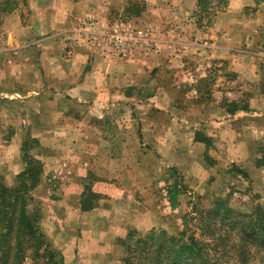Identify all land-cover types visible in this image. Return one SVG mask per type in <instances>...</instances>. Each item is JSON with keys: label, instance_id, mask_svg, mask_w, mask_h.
<instances>
[{"label": "crops", "instance_id": "crops-1", "mask_svg": "<svg viewBox=\"0 0 264 264\" xmlns=\"http://www.w3.org/2000/svg\"><path fill=\"white\" fill-rule=\"evenodd\" d=\"M23 1L27 14L4 16L0 36V180L13 183L25 168L23 142L36 140L43 176L33 197L42 231L66 264L108 261L121 228L155 227L160 206L147 207L142 198L152 197L145 191L158 197L160 186L166 196L160 175L171 168L201 194L228 188L221 170L230 165L249 176H238L237 188H264V166H256L264 149V3L227 0L203 32L198 0ZM132 1L144 6L128 21L143 29L147 22L153 42L116 57L94 36ZM217 61L227 62L242 85L218 99L238 101L248 91V111L228 114L221 104L198 110V80ZM208 149L212 164L204 160ZM50 177L57 178L54 189ZM86 181L101 199L84 211ZM168 189L163 201L174 211L179 204L171 208Z\"/></svg>", "mask_w": 264, "mask_h": 264}, {"label": "trees", "instance_id": "trees-1", "mask_svg": "<svg viewBox=\"0 0 264 264\" xmlns=\"http://www.w3.org/2000/svg\"><path fill=\"white\" fill-rule=\"evenodd\" d=\"M264 3V0H256ZM23 0H0V26L3 17L20 10ZM140 1H132L125 9V17H137L143 9ZM228 6L227 0H198L197 27L207 31L218 12ZM212 13L213 17L208 15ZM22 18H24L22 14ZM207 19L206 23L204 20ZM24 22V21H23ZM3 25V24H2ZM212 73L198 80L196 102L213 100L208 88L215 85L220 76L222 86L237 81V74L229 70L227 62L217 61ZM236 82V87L241 85ZM205 85V88L202 86ZM252 93L244 92L238 101L222 99L221 106L228 114L248 111ZM197 140L211 147V141L200 132ZM39 143L28 138L22 144L24 170L16 175L11 185L0 180V264H66L60 251L47 239L41 228L40 205L33 191L40 185L43 163L39 159ZM256 166H264V149ZM236 169V167H234ZM243 178L247 175L236 169ZM171 172H175L171 168ZM85 186L81 208L84 211L97 206L100 195ZM185 193L178 182L168 189L172 208L178 204L177 197ZM212 194L199 197L183 216V227L176 233L166 229L151 228L145 233L127 227L116 245L122 249L121 264H264V205L251 206L245 196ZM256 198V195H253Z\"/></svg>", "mask_w": 264, "mask_h": 264}, {"label": "rangeland", "instance_id": "rangeland-1", "mask_svg": "<svg viewBox=\"0 0 264 264\" xmlns=\"http://www.w3.org/2000/svg\"><path fill=\"white\" fill-rule=\"evenodd\" d=\"M23 4H24V2H23ZM23 4H22V7H21V10L25 11L26 7ZM26 14H27V12L25 11L23 16H25ZM118 14L119 13H117V15ZM117 15H115V16H117ZM119 15H121L122 17H119L112 24V26L109 27V29L112 28L119 21H126V19H128L127 17H125L124 12H121ZM149 15L150 14L148 12V15L147 16L145 15V17L149 18ZM208 16L209 17H213L212 13L209 14ZM206 21H207V19L204 20L205 23H206ZM215 21L216 20H214L213 22L215 23ZM90 23H92V21ZM214 23L212 24V26L209 29H211L213 27ZM144 25H145V28L149 30L148 23L145 22ZM140 28L143 29V27H140ZM146 29H143V30L146 31ZM209 29H208V31H209ZM2 33H3V25L1 24V26H0V36L2 35ZM101 34L102 33H99L98 36L99 35L101 36ZM151 42H153V38H152V34L149 33L148 37L147 38L145 37V45H142L138 49L139 50H145V48L148 47L149 43L151 45ZM136 48H134V49H136ZM214 81H215V83H214L215 85L210 86V84L208 83V88L212 92L211 96H212L213 100L210 101V102L202 101V102L195 103L197 108H198V110L200 112H204L205 109L208 108V110H209L210 108H213L214 106H217L218 104H220L221 101L218 98L220 97L221 93L235 92V90L237 88L235 86L236 82L229 84V86H227V85L222 86V81H221V77L220 76H217ZM241 86L242 85H240V87ZM244 86H246V85H243V88H245ZM202 87L205 88V85H203ZM173 90H175L176 92L181 91V93L184 94L187 91H189V87H187V86H181V87L175 86V87H173ZM185 108H189V105L186 104ZM204 158H205L204 160L207 162V164H212L214 162V158H213L212 154L210 153L209 149L205 151ZM234 167H236V166L235 165H230L228 168H226L224 170L222 169L223 171L221 170L222 177L225 180L228 179L230 183L232 182L231 184L229 183L228 188L226 187V188L221 190L220 188L217 187L218 189H214V190L209 189L208 191L204 192L203 194L195 192L194 189L190 186V184L188 182H186V179H185V176L183 175V173L180 172V170H178L176 168H175L176 173L175 172L173 173L171 171L169 173L168 171H166V173H164V175H160L161 177L167 179L169 188L172 187L175 182H178L179 185L181 186V189L184 190L185 193L178 195L177 200L179 201V203H178L179 206H177L175 209L173 208L174 209V211H173L172 209H170V205H168L166 201H163V199L167 200V194L166 193H167V188L168 187L165 188L166 189V191H165L166 192L165 193L166 196H164V193H163V190H162L163 186H160L159 195H158V197L156 196L155 198H154L153 194H149L147 191H145V195L152 196L151 198H147V196H145V198L144 197L142 198L143 201H145V206L147 205V207H148V205H149V207H152L153 201H156L157 205L160 206V208H159L160 211H159L158 215H156L154 217V219L156 221L153 222V224H155V227H153V228L166 229L170 233H176V232L180 231L182 229V227H183V216L191 209L193 204L197 202L198 198L199 197L208 198L209 195H212V194H214V195L215 194L216 195L220 194V195H223V196L232 194V196L234 198H239V197L242 196L241 193L244 194L245 192H249L245 196V199H246L247 202L250 203L251 206H254V205L258 204V203L264 205V188L263 187H261V186L257 187L255 185L247 182L248 185L246 187H243L241 189L237 188V184L236 183H237V180L240 179V178H238V176H240L241 178H243V176L240 175L237 171H235L238 168L236 167V169H235ZM240 171L244 172L243 170H240ZM244 173L247 175L246 172H244ZM223 174H224V176H223ZM53 178L54 179H52V177H50L49 181H48L49 184H51L50 186H52L51 189H54V187H55V184L52 185V182H54L55 179H57L55 177H53ZM248 178H249V176L247 175L246 179L245 178L244 179L247 180ZM50 179H51V181H50ZM85 184H87V186H88L90 184V182L86 181ZM253 195H256V198ZM149 221H150V219L147 218L146 215H145V224H147ZM133 229H135V228H133ZM150 229L151 228H149V229H147V228H145V229H136V230H138L140 233H145V232H147ZM123 233H124V229L121 228V232H120L121 235L118 233L119 237H121L123 235ZM117 237L118 236L115 237L114 243L112 245L111 244L109 245V249L108 250L110 251L109 252L110 253L109 254L110 259L107 261V260H105L106 259V257H105V259L102 260L101 262H99V264H121L120 260H121V258L123 256V253H122L123 251H122V249L120 247H118L116 245Z\"/></svg>", "mask_w": 264, "mask_h": 264}, {"label": "built area", "instance_id": "built-area-1", "mask_svg": "<svg viewBox=\"0 0 264 264\" xmlns=\"http://www.w3.org/2000/svg\"><path fill=\"white\" fill-rule=\"evenodd\" d=\"M94 37H97L100 45L105 47L110 54L116 57H124L131 54L134 48L137 47L136 49H138L145 45V37H148V32L126 20L119 21L112 28H108L102 33L101 36L95 35ZM93 40L96 39L93 38ZM149 47L150 43L146 48Z\"/></svg>", "mask_w": 264, "mask_h": 264}]
</instances>
